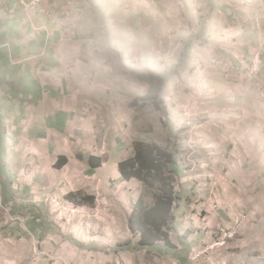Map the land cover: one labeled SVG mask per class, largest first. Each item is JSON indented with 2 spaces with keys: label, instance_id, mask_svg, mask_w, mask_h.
<instances>
[{
  "label": "crops",
  "instance_id": "obj_1",
  "mask_svg": "<svg viewBox=\"0 0 264 264\" xmlns=\"http://www.w3.org/2000/svg\"><path fill=\"white\" fill-rule=\"evenodd\" d=\"M259 1L41 0L56 17L70 13L76 30L62 40L40 16L22 24L17 0H6L11 18L0 14V186L7 215L0 220V264H247L251 256L264 258V106L247 70L257 48L250 19ZM130 29L136 40H129ZM147 30L155 48L182 49L184 57L155 64L153 73L167 79V117L154 104L159 116L153 124L146 119L141 130L150 133L136 131L140 139L131 141V100L127 89L110 87L111 67L122 66L129 44L138 53L145 49ZM149 157L154 185L138 181L143 192L136 220L149 225L142 231L129 230L136 206H109L107 215L91 221L95 189L92 194L81 183L76 213L56 223L29 206L35 194L29 179L42 186L53 167L59 173L74 167L80 179L100 180L109 198L108 181L132 184L131 173ZM18 178L29 180L21 193L13 191ZM19 216L25 224L14 221ZM242 217L238 232L219 245L224 230ZM115 224L116 238L110 235ZM251 238L257 244L245 257L251 244L244 241Z\"/></svg>",
  "mask_w": 264,
  "mask_h": 264
},
{
  "label": "rangeland",
  "instance_id": "obj_2",
  "mask_svg": "<svg viewBox=\"0 0 264 264\" xmlns=\"http://www.w3.org/2000/svg\"><path fill=\"white\" fill-rule=\"evenodd\" d=\"M145 1L147 2L149 1L148 3L151 2L153 3L155 0H145ZM125 2L126 1H124V5ZM17 3L19 10L23 16L21 23L24 25H28L30 23V19L32 16H40L46 19L47 21L51 22V24L55 26L56 32L62 40H64L68 34L73 33L76 30L75 24L71 22V15L67 11L61 13L60 16L56 17L49 10H47L41 5V0H37L38 5L36 8L29 7V5L24 3V0H17ZM257 3L255 4V6L257 5ZM0 14L2 20H9L11 18V9L9 7V4L6 2V0H0ZM251 19H250V23L252 24ZM129 27L131 28V26ZM130 33L131 34L129 35V40L132 39L136 40L137 34L133 35L131 29H130ZM144 34L146 38L145 49H141L140 53H138L137 51H133L131 45L129 44L130 53L129 50H124L122 52V57H124L122 61V66L115 65L111 67V69L113 70L112 73L113 77L111 80L110 87L117 86V89L120 88L127 89L125 91L128 92L131 100L130 128L128 130L131 141L140 139L138 135H136L137 134L136 131L143 134L150 133V132H141V130H144L143 127L146 125V119L151 124H153L155 118H158L160 113L159 111H157L154 104L145 103L144 101H139L141 98L145 97L148 94V92H150L149 91L150 88L146 84L137 81L138 80L137 76H140L138 74H142V75L152 74L155 68V64H164L165 62H168L169 59L175 60V58L184 57V50L182 49L174 50L171 48H155V43L153 40H151L153 36L151 30H147V33H143V35ZM251 62H252V58H251ZM250 67H251V63L248 66L247 70ZM123 78H126L125 81L123 80ZM119 81H124V82L121 83ZM249 81H250V77H249ZM131 89L138 91L139 95H133L131 93ZM134 96H137L135 99L139 98V100H137L139 103L136 107H133L132 105L133 104L132 98ZM102 148H104V146H101V148H96V149H99V153H100L102 151ZM58 164L59 163H57V165ZM53 168H54L53 169L54 172L52 173V175L49 176V178L43 180L42 186H36L35 180L33 179H29L31 181V183L29 184L28 179L21 178L22 183L19 184L15 182L16 185L14 184L15 187L13 188V191L16 193H21L22 188L25 186V184H29V190L35 193L34 195L29 196V206H35L37 208V213L39 215L48 216V218H51L54 221V223L57 222V218L59 216H63L64 214L63 211L60 209V206L62 208L63 206H66V208L70 210L73 208V206H80L78 202L74 201L77 195V186H79L80 183L82 184L83 187H86L88 191H92V194H93V190L95 189L94 196L92 197L93 199L92 206H95V209L92 211V215L93 216L95 215L96 219L93 218L91 220L94 222L100 218H103L102 217L103 215L108 214L107 210L109 206H136L135 204H137L136 202L140 197V194L143 192V187L142 185L139 184L138 181H135L132 184L127 185L124 182H122V180H119L117 178H111L108 181L109 187L111 189L108 198L106 196H103L102 194V191L100 189L101 187L100 180H94L85 177H82L80 179L79 176L74 175L73 173L75 170L74 167H71L68 170V172H61V173L57 172L59 170L57 169V167H53ZM37 181L38 179L36 180V182ZM1 198H2V190L0 186V220H4L5 215H7V213H5L4 210L1 208L2 206ZM243 213L248 218L251 217L250 211H244ZM66 214L73 215L71 213H66ZM259 216L264 217V211H259ZM27 217L29 218L30 216ZM13 219L14 221H18L21 224H25L27 221V218L24 216H19L18 218H13ZM245 220L246 218L242 217V221H237L234 227H228L226 230H224L222 234V238L219 241V242L223 241L222 242L223 244H219V245H224L226 240L228 242L229 238L231 236L233 237V235H235L238 232L241 225L245 223ZM229 225L230 224H228V226ZM114 228H115V234H110V235H113L116 238L118 235H120V233H117L119 227L117 226V224H115ZM77 230L78 231L80 230V226L79 228H77ZM113 231L114 230L112 228L109 230V232H113ZM259 235L261 236L263 235V233H259ZM256 244L257 241L255 238L253 239L251 238V240L247 242L244 241V246L250 245L249 248H247V250L244 252L245 257H247L248 252L252 249V246ZM200 256L201 253L195 255V258L197 259ZM258 259L262 260L264 264V258H254L252 256L247 259L248 261L247 264H253L252 260L255 261Z\"/></svg>",
  "mask_w": 264,
  "mask_h": 264
},
{
  "label": "trees",
  "instance_id": "obj_3",
  "mask_svg": "<svg viewBox=\"0 0 264 264\" xmlns=\"http://www.w3.org/2000/svg\"><path fill=\"white\" fill-rule=\"evenodd\" d=\"M137 79L139 82L144 83L149 85L151 94L146 97V98H142L139 101H144V102H149L152 104H155V106L157 107V109L161 112L163 118L167 117V113L165 112V107L163 105L162 102V98H163V90L164 87L166 85V77L160 76V75H155L154 73L152 74H146V75H140L137 76ZM153 92V93H152ZM135 103H138V101H136ZM138 162V159L136 161H134L133 163H123L120 165L121 170L124 168V166L126 165H130L131 169H132V165H136ZM62 159L59 160V166L62 165ZM151 159L150 157L148 159H145L143 162H139V167L140 170L138 172H135L134 174L131 173V177H135L134 179H136L137 181H140L141 183H143V185H149V186H153L154 184V179L149 177V173L148 171H151L154 169V166L151 165ZM144 171L147 172L144 175ZM141 206V199L137 202L135 210H134V214L133 217L130 220L129 223V228L131 230V232L134 234L136 233L138 230L142 231L145 227L143 224H140L138 222V220H136V214L140 211L139 207ZM142 237H144V235H142ZM145 242L142 241V245H144ZM127 246H119V249H125Z\"/></svg>",
  "mask_w": 264,
  "mask_h": 264
},
{
  "label": "built area",
  "instance_id": "obj_4",
  "mask_svg": "<svg viewBox=\"0 0 264 264\" xmlns=\"http://www.w3.org/2000/svg\"><path fill=\"white\" fill-rule=\"evenodd\" d=\"M24 3L29 5V7L36 8L37 0H24ZM264 6V1L258 2L255 6V11L251 19L252 26L255 30L257 39V48L252 57L251 67L248 69V75L250 77V85L259 97L260 102L264 105V14L262 7ZM16 183H22V179L18 178ZM16 185V184H15ZM13 186V188L15 187ZM60 209L63 213L74 214L75 210H70L68 208ZM96 217V216H95Z\"/></svg>",
  "mask_w": 264,
  "mask_h": 264
},
{
  "label": "bare ground",
  "instance_id": "obj_5",
  "mask_svg": "<svg viewBox=\"0 0 264 264\" xmlns=\"http://www.w3.org/2000/svg\"><path fill=\"white\" fill-rule=\"evenodd\" d=\"M59 213V212H58ZM63 218V217H62Z\"/></svg>",
  "mask_w": 264,
  "mask_h": 264
}]
</instances>
